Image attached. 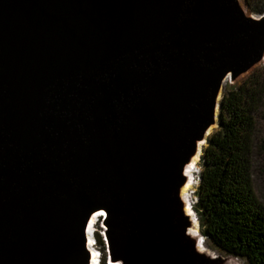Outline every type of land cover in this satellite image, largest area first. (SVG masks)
<instances>
[{
	"label": "water",
	"instance_id": "water-1",
	"mask_svg": "<svg viewBox=\"0 0 264 264\" xmlns=\"http://www.w3.org/2000/svg\"><path fill=\"white\" fill-rule=\"evenodd\" d=\"M263 60L239 0H0V264H89L102 211L113 262L210 264L183 169Z\"/></svg>",
	"mask_w": 264,
	"mask_h": 264
},
{
	"label": "trees",
	"instance_id": "trees-1",
	"mask_svg": "<svg viewBox=\"0 0 264 264\" xmlns=\"http://www.w3.org/2000/svg\"><path fill=\"white\" fill-rule=\"evenodd\" d=\"M252 13L264 15V0H247ZM264 120V67L241 85L226 89L221 101L219 129L208 138L202 156L201 183L195 211L202 234L214 249L264 264V205L255 188L258 161L264 158L259 136ZM108 263L103 235L96 234Z\"/></svg>",
	"mask_w": 264,
	"mask_h": 264
},
{
	"label": "rangeland",
	"instance_id": "rangeland-1",
	"mask_svg": "<svg viewBox=\"0 0 264 264\" xmlns=\"http://www.w3.org/2000/svg\"><path fill=\"white\" fill-rule=\"evenodd\" d=\"M241 8L245 11V13L248 16H255V17L257 16V14L252 13L251 8L248 5L247 0H243ZM263 67H264V60L260 64H258L256 67H254L252 70H250L244 74H241L240 76H238L236 78H232L231 76L229 78H227L224 85H223L221 99L223 98L226 89H229L232 86L241 85L251 74H253L258 69H262ZM218 129H219V127L217 125L216 128L209 135H212ZM259 129H260L259 130V136L261 139H264V120H261ZM209 137L210 136H208V138ZM207 145H208V141L205 140V145L203 147L201 159L198 162V164L196 165V169H195V174H194V183L195 184L189 192L190 204H191V207L193 209V213H194L193 217L195 219V223L193 224V229L196 231V233L194 234V238H191V237H189V238L194 243L195 249H196L197 244H200L203 248L201 253L200 252L197 253V251H195L196 255L201 257L204 261L210 262V264H248L247 261L244 259L236 258L233 256H228L225 253H222L219 250L214 249L212 246H210V244L206 241L205 237L202 234L200 220H199L198 214L195 211L194 207L198 202L197 193H198L199 186L201 183L202 156L204 154V150L207 147ZM257 168L258 169H257L255 179H254L255 180V188H256V192H257V195H258L260 201L264 205V158H262L258 161ZM186 223H187V230H188L190 227V222H189L188 218H187ZM92 233L94 236L93 246H94V249H96L98 251L97 252L98 253V259H99L98 264H102L101 263L102 254L100 253V250H99L98 245L96 243L97 242L96 241V234L99 233V234L103 235L104 240L106 241V244H107L105 225H104L103 219H101V218L98 219ZM107 249H108V254H109L107 264L119 263V262H113V260L110 256V253H109L108 245H107Z\"/></svg>",
	"mask_w": 264,
	"mask_h": 264
},
{
	"label": "bare ground",
	"instance_id": "bare-ground-1",
	"mask_svg": "<svg viewBox=\"0 0 264 264\" xmlns=\"http://www.w3.org/2000/svg\"><path fill=\"white\" fill-rule=\"evenodd\" d=\"M240 4L242 5L243 0H239ZM230 76H228L229 78ZM217 122L212 124L210 128L208 129L206 133L205 139L208 137V135L216 128ZM205 139L201 141H197L196 144V151L190 156V159L186 166L183 169V176H184V183L183 185L179 188V198L182 204V210L184 215L189 219L190 222V227L188 229V236L191 238H194V234L196 231L193 229V224L195 223V219L193 217V209L190 204V199H189V192L194 186V174H195V169L196 165L201 159L203 147L205 145ZM107 216V213L105 211L96 213L92 218H91V227L90 230L93 232V229L95 228L96 222L98 221L99 218ZM88 247L90 249V255H91V261L89 264H98L99 259H98V251L94 249L93 246V239L92 237L89 236V242H88ZM202 246L200 244L196 245L195 251L200 252L202 251ZM119 264V263H116Z\"/></svg>",
	"mask_w": 264,
	"mask_h": 264
}]
</instances>
